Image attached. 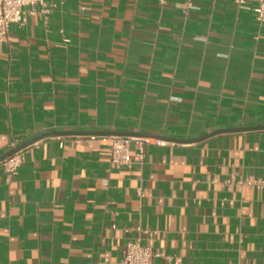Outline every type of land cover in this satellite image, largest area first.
Listing matches in <instances>:
<instances>
[{
  "label": "crops",
  "instance_id": "0c3cea01",
  "mask_svg": "<svg viewBox=\"0 0 264 264\" xmlns=\"http://www.w3.org/2000/svg\"><path fill=\"white\" fill-rule=\"evenodd\" d=\"M255 3L23 7L0 40V155L11 140L79 132L0 168V264H116L136 237L158 250L154 264H264V186L240 182L264 177ZM105 131L149 137L143 158L112 166L110 141L87 137Z\"/></svg>",
  "mask_w": 264,
  "mask_h": 264
},
{
  "label": "built area",
  "instance_id": "2783aa9c",
  "mask_svg": "<svg viewBox=\"0 0 264 264\" xmlns=\"http://www.w3.org/2000/svg\"><path fill=\"white\" fill-rule=\"evenodd\" d=\"M247 0H234L238 5L244 4ZM190 1H186L185 5L189 6ZM39 5V8H36ZM28 6L27 12L30 14L39 13L45 15L49 11V7L44 4V0H0V40L7 37L8 27L11 22L23 24L25 15L23 7ZM255 17L258 20H264V0H256L252 7ZM90 139H108L110 141V156L109 161L112 166L128 165L134 161H140L144 156V144L150 140L146 136L132 135H87ZM156 143H162L161 139L155 138ZM133 143V151L130 144ZM18 145L16 140L9 142V148ZM21 149H18L8 156L0 160V168L7 172H15L21 161ZM241 183L256 182L260 186H264V177L252 180L251 178ZM159 254L158 250L149 244L141 243L138 237L129 239L123 249L122 256L116 261V264H154L153 258ZM228 264H237L229 262Z\"/></svg>",
  "mask_w": 264,
  "mask_h": 264
},
{
  "label": "water",
  "instance_id": "95a60500",
  "mask_svg": "<svg viewBox=\"0 0 264 264\" xmlns=\"http://www.w3.org/2000/svg\"><path fill=\"white\" fill-rule=\"evenodd\" d=\"M257 127H263V126H257ZM247 128L246 126L244 127H235V128H224L222 130H237V129H245ZM221 129L219 130H214L213 132H210V133H207V134H204L202 136H199V137H196V138H193V139H201L203 137H206L207 135H210L212 133H215V132H218V131H222ZM79 131H49V132H44V133H41V134H38L24 142H21L20 144H18L17 146L7 150L6 152H4L3 154L0 155V160L3 159L4 157L8 156L9 154H11L12 152L18 150V149H21L23 148L25 145L27 144H30L40 138H43V137H46V136H49V135H53V134H69V133H78ZM98 133H101V132H98ZM102 133H106V134H109V133H114V134H122V135H129V134H132L133 132H119V131H115V132H110V131H105V132H102ZM144 134V133H142Z\"/></svg>",
  "mask_w": 264,
  "mask_h": 264
}]
</instances>
